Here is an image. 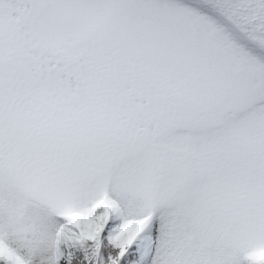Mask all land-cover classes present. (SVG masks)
Returning a JSON list of instances; mask_svg holds the SVG:
<instances>
[{
    "label": "snow or ice",
    "instance_id": "1",
    "mask_svg": "<svg viewBox=\"0 0 264 264\" xmlns=\"http://www.w3.org/2000/svg\"><path fill=\"white\" fill-rule=\"evenodd\" d=\"M0 264H264V0H0Z\"/></svg>",
    "mask_w": 264,
    "mask_h": 264
}]
</instances>
